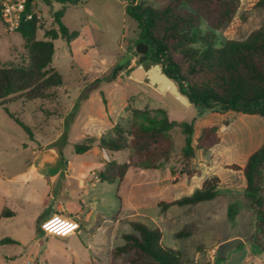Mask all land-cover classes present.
Returning <instances> with one entry per match:
<instances>
[{"label":"rangeland","instance_id":"rangeland-1","mask_svg":"<svg viewBox=\"0 0 264 264\" xmlns=\"http://www.w3.org/2000/svg\"><path fill=\"white\" fill-rule=\"evenodd\" d=\"M163 1L80 0L63 18L78 35L70 42L62 38L53 41L51 66L64 79L56 88L58 99L19 100L7 105L31 127L33 138L0 107V214L6 205L17 211L14 216L0 215V240L9 237L16 241L0 246V264H129L125 256L114 257L113 250L125 244V234L137 233L132 222L159 229L161 243L182 251L185 260L193 264H264V234L258 230L255 210L246 197L244 174L228 168L244 166L250 154L264 144V116L221 111L217 104H184L168 88L159 91L133 75L135 69L147 71L155 62L148 59L150 48L146 59L139 61L136 46L141 29L126 13V6L158 7ZM36 3L41 18L35 38L47 40L46 32L58 28L53 13L61 3ZM263 25L262 0H240L230 23L217 30L204 18L200 21L203 33L214 34L216 47L228 40L246 39ZM29 61L28 45L20 33L5 32L0 25V64L28 65ZM116 67L121 70L108 82ZM159 108L166 109L177 123H193L194 146L209 126L217 127L220 142L207 151L197 150L187 164L182 158L185 134L177 125L170 131V158L161 168L131 167L120 181L110 184L100 180L103 164L95 161L98 154L100 161L117 165L128 163L131 156L129 148L110 151L104 142L119 139L121 145H128L133 111ZM75 144H89L92 149L77 154ZM59 145L62 152L57 151L56 157L52 150ZM104 150L108 160L101 157ZM68 161L75 162V171ZM57 163L67 170L71 183L67 187V180L58 178L50 205L63 204L72 214L59 213L73 216L80 225L67 236L46 235L39 229L43 220L37 217L47 211L43 182L24 186L9 181L31 164L48 170ZM82 174L85 186L79 187ZM214 176L220 180L214 199L166 210L158 206L161 201L191 195ZM3 190L15 194L12 203L2 196ZM190 225L197 226L190 236H177Z\"/></svg>","mask_w":264,"mask_h":264},{"label":"trees","instance_id":"trees-1","mask_svg":"<svg viewBox=\"0 0 264 264\" xmlns=\"http://www.w3.org/2000/svg\"><path fill=\"white\" fill-rule=\"evenodd\" d=\"M44 1L51 3V0ZM56 1L62 4L53 13V21L58 28L46 32L47 40L35 38L38 29L36 19L23 22L17 31L27 42L29 64H0V107L30 134V138H33L31 127L15 117L7 105L19 100L58 99L56 88L63 85L64 79L59 70L51 66L55 52L53 41L62 38L70 42L78 35L69 31L63 18L67 7L77 5L79 0ZM239 1L164 0L158 7L127 5L126 13L139 24L140 41L150 48L148 59L163 64L164 71L179 84V89L192 104L205 107L217 104L221 111L264 116V25L246 39L228 40L220 47L215 46L212 31L203 33L200 27L202 18L212 30L227 25ZM119 70L121 67H116L107 81H114ZM177 125L185 134L182 158L187 164L195 158L197 150L207 151L220 142L216 126L204 128L194 146L193 123H177L163 108L135 109L128 145H121L119 139L104 142V148L110 151L129 148V162L122 165L106 162L99 173L100 180L110 184L120 181L131 167L142 170L161 168L170 158V131ZM91 148L89 144L74 145L77 154H84ZM228 168L243 172L246 197L255 210L258 230L264 234V144L250 154L244 166L232 164ZM219 183L218 177H211L191 195L161 201L158 206L166 210L171 206H190L212 200L218 195ZM13 214L5 208L1 216ZM132 226L137 233L124 235L125 244L113 250L114 257L125 256L129 264H193L185 260L182 251L161 243L159 229H152L141 222H132ZM196 228V225L187 226L177 236H190ZM15 242L5 237L0 240V246Z\"/></svg>","mask_w":264,"mask_h":264},{"label":"crops","instance_id":"crops-1","mask_svg":"<svg viewBox=\"0 0 264 264\" xmlns=\"http://www.w3.org/2000/svg\"><path fill=\"white\" fill-rule=\"evenodd\" d=\"M80 1V0H79ZM79 3V2H78ZM72 6H76V5H69L67 7V10L72 7ZM61 7H62V4H61ZM66 10V12H67ZM66 14V13H65ZM65 16V15H64ZM0 25L3 26V23L0 19ZM4 27V26H3ZM69 29V28H68ZM5 30V28H4ZM70 32H72L71 30H69ZM6 32V30H5ZM60 146V145H59ZM92 149V148H91ZM90 149V150H91ZM89 150V151H90ZM57 151H59V148L57 147V149H53L52 152L53 154L57 157ZM61 152H62V149H61ZM106 152V151H105ZM107 154V153H106ZM54 156V157H55ZM99 156L100 154H98V156L95 157V161L96 162H102L103 166L102 168L100 169L99 172H101L103 169H104V165L106 162H103V161H100L99 160ZM102 159L103 160H106L103 156V153H102ZM68 166L73 170L75 171L77 169V165L75 164V162L73 161H68L67 162ZM44 165V164H43ZM41 165V166H43ZM40 168L38 166H36L35 164H31V166L29 168H27V170L25 172H21L19 174H16L15 176H13L12 178L9 179L10 182H13V183H16V184H22L24 186H28L30 183L36 181V182H43L44 183V186H43V189H42V194L45 198L44 200V204L46 205V209L47 211L46 212H42L38 215V220L40 218H43V219H46L48 218L49 216L55 214V213H59L61 212L62 210H65L66 212L68 211L66 209V207L61 204V203H58V204H55V205H50V202L49 200H51L53 197V194H52V191H53V186L55 185V183L57 182L58 178L60 177L61 173H63V176L62 178H64L65 180L68 179V173H67V170L66 169H63L61 167L60 164L57 163L56 166H53L52 169H49L47 168L48 170H39ZM80 179L78 180L79 181V187H84L85 186V180H84V175L82 174L81 176H79ZM97 180H99L97 178ZM71 182L70 181H65V184L68 185L70 184ZM2 196L5 198L6 201H9L10 203H12V200H14V196L15 194L12 193L10 190H3L2 192ZM18 199V198H16ZM28 202H30V200H26ZM56 201V200H55ZM6 209H9L10 211H12L14 215H16L17 211L14 210L10 205H6L5 207ZM3 208V209H5ZM3 210H1V213H2ZM68 213H70L68 211ZM72 214V212L70 213ZM1 215V214H0ZM71 216V215H70ZM42 219V220H43Z\"/></svg>","mask_w":264,"mask_h":264},{"label":"built area","instance_id":"built-area-1","mask_svg":"<svg viewBox=\"0 0 264 264\" xmlns=\"http://www.w3.org/2000/svg\"><path fill=\"white\" fill-rule=\"evenodd\" d=\"M36 5V0H0V19L3 23L6 32L11 33L18 31L23 22L30 21L33 19L39 21L41 18V14L36 10ZM103 156L106 160H108V155L106 154L105 150L103 151ZM53 217L67 218L68 220L72 221L75 225H77L75 230L71 231L69 234H73L79 229L80 225L73 216L64 215L62 213H55L49 216L48 218L44 219L41 222L40 227L42 224H44L45 221H48ZM41 230L46 235L67 236L53 234L50 230L45 231L42 227ZM62 230L65 231L66 228Z\"/></svg>","mask_w":264,"mask_h":264},{"label":"water","instance_id":"water-1","mask_svg":"<svg viewBox=\"0 0 264 264\" xmlns=\"http://www.w3.org/2000/svg\"><path fill=\"white\" fill-rule=\"evenodd\" d=\"M133 1L134 0H132V2ZM148 50V44L141 41L138 42L136 51L141 54L139 59L140 62L146 59ZM133 75L139 79H145L149 85L156 87L159 91H164L168 88L169 91L184 104L191 103L189 98L181 92L176 82L164 71L160 63H155L147 71L142 68H137L133 71Z\"/></svg>","mask_w":264,"mask_h":264},{"label":"clouds","instance_id":"clouds-1","mask_svg":"<svg viewBox=\"0 0 264 264\" xmlns=\"http://www.w3.org/2000/svg\"><path fill=\"white\" fill-rule=\"evenodd\" d=\"M41 227L45 231H51V233L56 235H68L71 231L75 230L77 225H75L72 221L68 220L67 218L61 217H53L48 221H45ZM67 229L64 231L62 229Z\"/></svg>","mask_w":264,"mask_h":264}]
</instances>
